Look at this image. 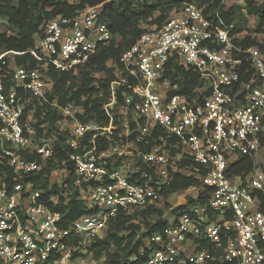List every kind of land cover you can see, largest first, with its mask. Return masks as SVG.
Returning a JSON list of instances; mask_svg holds the SVG:
<instances>
[{"label":"built area","instance_id":"2783aa9c","mask_svg":"<svg viewBox=\"0 0 264 264\" xmlns=\"http://www.w3.org/2000/svg\"><path fill=\"white\" fill-rule=\"evenodd\" d=\"M100 11L101 5L91 6L45 22L34 37L33 66L17 64L10 50L0 52V264H71L72 251L99 239L116 213L163 206L173 173L199 181L192 199L198 190L208 199L148 238L153 248L145 264H205L216 257L200 244L222 239L218 261L264 264V162L255 159L259 153L264 160V54L236 44L233 25L219 16L209 19L196 3L183 4L124 50L117 64L109 63L113 78L102 106L107 125L73 119L71 104L53 101L70 119L50 130L43 121L38 133L35 106L47 102L50 73L76 70L111 41ZM170 60L199 73L200 96L176 92L165 77ZM131 124L134 139L124 140ZM59 136L66 154L57 165ZM241 156L253 159L250 177L230 170ZM49 161L55 166L44 177L51 183L52 175H62L54 185L64 203L71 175L70 187L91 213L67 222L38 202L44 192L27 175ZM50 202L55 205L57 195ZM71 238L77 243L65 252Z\"/></svg>","mask_w":264,"mask_h":264},{"label":"trees","instance_id":"16d2710c","mask_svg":"<svg viewBox=\"0 0 264 264\" xmlns=\"http://www.w3.org/2000/svg\"><path fill=\"white\" fill-rule=\"evenodd\" d=\"M198 1L200 0H75L71 3L68 0H0V18L6 22L5 28L0 31V52L3 50L14 52L17 64L29 66L35 64V57L31 53L35 51L34 37L41 34L45 22L57 16L72 17L87 7L101 5L100 20L113 34L108 44L102 45L84 65L76 69L80 71L78 79L73 76L75 70L50 73L53 84L47 102L41 105L36 103L35 106L36 123L34 125L38 133L41 130L37 126L43 121L48 123L50 130L57 121L66 122L70 119L63 117L50 105L54 99L61 107L66 104L79 106L82 113L75 114L77 120L107 125L108 116L102 106L109 98L108 85L113 78L109 63L117 64L121 53L130 48L144 32L153 26H161L170 16L168 12L178 10L183 4ZM202 1L205 3L203 8L196 4L202 9L204 16L209 19H216V16H219L224 25H233L236 44L244 48L257 47L264 54V0H245L244 2L245 14L255 18L252 30L238 27L234 11L226 10L224 0ZM143 21H148L147 25L142 26ZM80 68L87 69V72H81ZM88 71L102 72L103 76L99 78L89 76ZM165 77L176 86V92L188 98L200 96V90L205 84L197 71L171 60L167 63ZM117 99L121 101L119 93ZM45 108H48L46 112H44ZM133 128L131 124L130 134L123 138L124 140L134 139ZM58 139L54 150L57 165H60L66 151L62 146L63 138L59 136ZM104 145L102 143L100 147ZM261 146L264 147V132ZM252 164L253 159L241 156L231 165L230 170L234 174L250 177ZM53 166L55 164L49 161L47 167L41 172L27 175V180L33 183L34 189L44 192L38 202L53 211H59L67 222L74 221L83 214L91 213L92 211L87 209L83 201L78 198L77 191L70 187L71 175L67 180L68 186L64 187L68 191V202L64 203L63 197L58 193L60 189L57 185L50 186L44 175L48 174ZM0 167L3 166L0 164ZM68 169L71 170V166H68ZM191 187H199V181L192 176L173 173L164 193L171 194ZM52 195H57L55 205L50 202ZM207 199V191L201 190L196 199L189 198L187 204H203ZM259 203L264 209V196L260 197ZM164 207L150 205L131 214L118 212L110 217L106 237L99 238L87 246L88 251L92 253L94 264H145L147 254L153 248V243L148 242V238L153 234L162 233L168 225L167 219L163 217ZM181 208L183 206L177 209ZM66 243L65 252L72 251L77 241L71 238ZM223 245V239L218 244L207 242L200 244V249L209 248L216 257L205 264H229L218 261ZM73 253L75 251H72Z\"/></svg>","mask_w":264,"mask_h":264},{"label":"rangeland","instance_id":"374dc122","mask_svg":"<svg viewBox=\"0 0 264 264\" xmlns=\"http://www.w3.org/2000/svg\"><path fill=\"white\" fill-rule=\"evenodd\" d=\"M68 1L71 3L75 2V0H68ZM255 1H257V0H255ZM244 2H245V0H224L226 10L229 12L234 11L235 17L238 20L237 21L238 27L249 28V30H252L251 28L255 24V18H253L251 16H247L245 14V11L243 10ZM196 3L202 8L205 6V3L202 0H200ZM173 11H177V10L174 9V10L168 12L169 15H171V12H173ZM147 22L148 21H143V22H141V25L142 26L147 25ZM5 26H6V22L2 18H0V31L3 30L5 28ZM241 36H243V33H241ZM80 69H81V72L82 71L87 72V69H85V70H83L84 68H80ZM88 72H89V76H95L96 78L103 76L102 72H90V71H88ZM79 75H80V71L75 70L73 72V76H76V79H78ZM65 98L67 99L68 97H65ZM54 102H56L55 99H54ZM47 109L48 108H45L44 112H46ZM70 109H71L70 111H71V116H72L71 118H73V119H77L76 117H74L75 114L82 113V109L79 106H76L74 104H71ZM117 110H118V107H116V106L112 107L113 112H116ZM119 124H120V122L116 121V125L118 126V128H119ZM125 158H131V155H129V157L127 156ZM131 159L135 160V158H133V157ZM255 159H256L257 163H263L264 162L263 158L261 157V155L259 153H257L255 155ZM118 164H121V163H118ZM61 180H62L61 174L52 175L50 178L51 183H49V184L51 186V185H54L56 183H61ZM231 180L237 184L240 183L239 178H237L235 176H232ZM196 192H197L196 189L191 188L189 190H182L181 192L171 193L172 195H170L167 198V200L163 203V206H165L163 208V217L169 221H172L175 217V215H174L175 213L178 214V213H182L186 209L188 210L189 206H190V204H187L189 202V198H191L190 196L195 195ZM199 192H201V191L198 190V194H199ZM179 206H183V208L177 209ZM142 231H143V229H142ZM106 233H107L106 229L104 231H102L100 233V239L105 238ZM191 250H192V248H190V251ZM70 261H71V264H94V261L92 259V253H90L88 251L87 246H85V247L82 246V247L76 249L75 253H73L71 255Z\"/></svg>","mask_w":264,"mask_h":264}]
</instances>
